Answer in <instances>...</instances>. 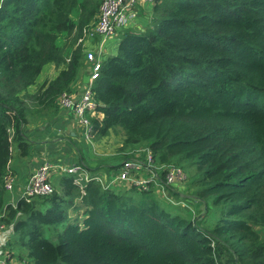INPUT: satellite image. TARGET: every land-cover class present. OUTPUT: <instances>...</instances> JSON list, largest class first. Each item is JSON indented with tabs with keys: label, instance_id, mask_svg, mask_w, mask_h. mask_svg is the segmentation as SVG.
<instances>
[{
	"label": "trees",
	"instance_id": "obj_1",
	"mask_svg": "<svg viewBox=\"0 0 264 264\" xmlns=\"http://www.w3.org/2000/svg\"><path fill=\"white\" fill-rule=\"evenodd\" d=\"M101 2L0 0V214L11 244L29 264H264V0H154L148 25L123 30L103 59L92 137L120 128L123 138L118 155L87 167L115 169L149 148L192 173L185 192L170 188L186 204L94 179L82 194L71 175L61 192L5 208L11 160L31 153L28 125L57 118L81 77L87 52L75 43ZM49 63L59 74L31 91ZM76 197L82 222L69 218Z\"/></svg>",
	"mask_w": 264,
	"mask_h": 264
},
{
	"label": "built area",
	"instance_id": "obj_2",
	"mask_svg": "<svg viewBox=\"0 0 264 264\" xmlns=\"http://www.w3.org/2000/svg\"><path fill=\"white\" fill-rule=\"evenodd\" d=\"M141 0H102L96 21L83 29L80 42L87 36L96 34L102 37V42L118 33L119 29L127 28L137 16L138 4ZM152 2L154 0H145ZM101 53V52H100ZM86 60L90 63V81L85 84L80 96L70 92H63L59 97V105L73 116L74 120L84 127L88 139L92 138V125L90 115L98 106L94 99L93 86L99 78L103 64V58L96 51H87ZM55 174L75 175V181L79 184L81 193L85 194V186L91 180L100 181L104 187L115 186L137 187L142 191L153 190L158 196L170 202L185 204L182 200H176L171 194L170 188L177 187L186 191L189 174L181 166L174 163H159L156 161L151 149L146 147L133 149L129 156L122 162L118 171L106 181L99 175L90 174L83 164L64 165L57 162H46L40 166L28 179L22 198L30 201L36 196H46L54 193L55 187L52 176ZM6 186L12 188L13 179L6 181ZM0 214V233L6 229L3 217ZM0 264H29L27 260L11 261L7 257L0 256Z\"/></svg>",
	"mask_w": 264,
	"mask_h": 264
},
{
	"label": "crops",
	"instance_id": "obj_3",
	"mask_svg": "<svg viewBox=\"0 0 264 264\" xmlns=\"http://www.w3.org/2000/svg\"><path fill=\"white\" fill-rule=\"evenodd\" d=\"M138 8L137 16L132 20L128 28H144L149 23L153 11V3L141 0L138 4ZM121 32L122 29H119L118 33L109 37L105 43L102 42V37L98 34L87 36L83 42H80L79 40L83 36L82 34L75 43V46L81 44L86 52L96 51L99 56L101 54L102 58L105 59L111 55L103 56L102 53L108 55L109 52H111L112 54L115 42L118 44V41L121 38ZM107 43H109L108 49L106 47ZM117 44L116 49L118 46ZM61 69V66H57L54 63L45 65L37 79V83L31 86L30 90L34 92L44 82L54 79ZM86 74H90V63L85 59L84 67L81 71V77L72 86L70 92L72 95H81L83 90V77ZM116 130L122 132V129L120 128H117ZM26 131L33 142L31 153L28 156H21L19 153H15L11 160L9 172L5 179V208L7 205L12 204L15 206L17 204L22 198L29 177L46 162H57L66 166L82 163L86 167L88 166V162L94 164V166L97 164V162H95L96 159H94L96 156L93 157L90 155L87 149L88 138L85 134L84 127L75 121L73 116L67 110L61 108L59 115L54 120L43 118L37 122H33L28 125ZM97 158L99 159V157ZM100 161L106 162L105 159ZM119 167L110 170L101 169L97 171H92V169L87 168L90 174H99L106 181L118 171ZM63 176L71 175L55 174L52 176L53 185L56 180L55 190L58 192H61L62 190L60 180ZM9 178L13 179L12 188L6 186V181ZM74 202L75 204L69 210V218L78 219L82 222L85 217V207L82 205V198L76 197ZM4 211H2V213ZM13 237L14 232L12 227L6 224V229L0 233V256L7 257L11 261H17L21 259L20 253L25 250L19 248L16 244H11Z\"/></svg>",
	"mask_w": 264,
	"mask_h": 264
},
{
	"label": "rangeland",
	"instance_id": "obj_4",
	"mask_svg": "<svg viewBox=\"0 0 264 264\" xmlns=\"http://www.w3.org/2000/svg\"><path fill=\"white\" fill-rule=\"evenodd\" d=\"M127 28H123L122 31L127 29ZM117 40H119V39H117ZM119 41H118V43H119ZM116 44H117V42H115V44H114V49L112 51V54H111V52H109L108 55L105 54V53H102V55L103 56L115 55L117 53ZM108 45H109V43L106 44L107 49H108ZM102 52H103V50H102ZM122 138H123V133L122 132H120V131H111L110 134L107 135L106 137H103V138L102 137H99V138L92 137V138L88 139L87 140V149H88L90 155H92L93 157L96 156V157H94V159H96L95 162H99L100 160H104V159L106 161H110L112 158H114L116 155H118V149L121 146ZM97 157H99V159ZM89 163L90 162L87 163V165L89 167H94V164H92V163L89 164ZM186 172H188V171H186ZM188 174L190 176L192 175V173H190V172H188ZM54 183L56 184V180L54 181ZM55 184H54V186H55ZM118 188H122L123 190H127V189L130 190L131 189V187L121 186V185ZM167 205L170 206L169 204H167ZM45 235L47 237L51 236V234L49 232H46ZM20 256H21L22 259L27 260L25 251L20 253Z\"/></svg>",
	"mask_w": 264,
	"mask_h": 264
},
{
	"label": "water",
	"instance_id": "obj_5",
	"mask_svg": "<svg viewBox=\"0 0 264 264\" xmlns=\"http://www.w3.org/2000/svg\"><path fill=\"white\" fill-rule=\"evenodd\" d=\"M89 81H90V75L89 74L84 75V77H83V85H82L83 89L85 87V84L89 83Z\"/></svg>",
	"mask_w": 264,
	"mask_h": 264
}]
</instances>
